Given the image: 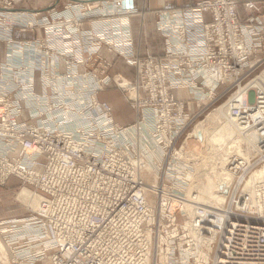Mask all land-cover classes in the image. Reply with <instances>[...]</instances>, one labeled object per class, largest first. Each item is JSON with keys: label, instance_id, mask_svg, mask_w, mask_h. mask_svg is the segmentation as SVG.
Returning a JSON list of instances; mask_svg holds the SVG:
<instances>
[{"label": "built area", "instance_id": "1", "mask_svg": "<svg viewBox=\"0 0 264 264\" xmlns=\"http://www.w3.org/2000/svg\"><path fill=\"white\" fill-rule=\"evenodd\" d=\"M18 1L0 0V185L17 178L15 199L26 188L36 204L0 218V264H264V92H249L264 71V0L156 7L164 48L146 56L125 20L136 0ZM118 55L134 78L111 74ZM107 87L127 91L135 122L114 120ZM224 96L244 154L227 158L211 203L188 190L179 147ZM184 100L203 105L188 117Z\"/></svg>", "mask_w": 264, "mask_h": 264}, {"label": "bare ground", "instance_id": "2", "mask_svg": "<svg viewBox=\"0 0 264 264\" xmlns=\"http://www.w3.org/2000/svg\"><path fill=\"white\" fill-rule=\"evenodd\" d=\"M129 12L127 11L124 16L128 18L127 14ZM125 20L129 23V19ZM45 25L47 24L45 23ZM131 36L130 39L132 38ZM261 76L262 78L255 80L254 83L264 92V71L261 73ZM134 93H136L135 89L131 88L129 90L130 96L134 97ZM92 96L97 98L95 91ZM257 109V112L260 113V109L258 107ZM225 111L226 108L224 106L210 111L193 127L191 135L184 140L180 149V156L189 161L195 170L188 190L198 192L202 200L211 203H216L220 200L217 191H215L220 181L231 178L230 174L223 170L227 158L233 153L244 154V148L242 147L243 136L235 125L230 122L229 118H227ZM252 116L253 118L257 117L256 114H252ZM255 137L256 133H253L251 140H254ZM148 167L150 166L148 165ZM33 196L26 188H22L19 191V198L22 203L27 202L26 205L32 204L31 206H34L36 204V198ZM5 251V245L0 239V260L4 261L7 259Z\"/></svg>", "mask_w": 264, "mask_h": 264}, {"label": "rangeland", "instance_id": "3", "mask_svg": "<svg viewBox=\"0 0 264 264\" xmlns=\"http://www.w3.org/2000/svg\"><path fill=\"white\" fill-rule=\"evenodd\" d=\"M32 1H35L38 4H30L29 1L26 0V2H27L26 8L28 10L42 9V8L48 6V4L53 2L54 0H51L47 3L44 2L43 0H32ZM165 3H166V1H164V0H136L135 4H136V8H137L136 9L137 13L135 15H130V17H129L130 28L129 29H130V32L132 34V39H133V43L135 45V48L137 46L139 47L140 56H146V54H147L146 53L147 44H145V42L147 41V37L149 40H152V41H154L155 39L158 38V34H157V31H156L155 25H154L155 24V22H154V20H155V13H154L155 8L160 7V6H164V5L175 6L178 2H173L174 3L173 5L170 4L171 2L170 3L168 2V4H165ZM63 5H64V3H62V4L60 3L59 7L62 9ZM238 5H239L238 9H240V15L242 16L243 15V8H242L241 4H238ZM208 18H209V16H208V14H206V19H208ZM11 22L13 23V21H11ZM84 25H85V28H89V23L87 20L84 21ZM1 28H2V25H0V29ZM138 34H139V36H138ZM0 41L3 42V40L1 38H0ZM108 57H111V55ZM120 60H121V62H119ZM2 61H3V59L0 60V63ZM114 65H115V62L113 64V67H114ZM113 67H112V70H110L111 74L113 72ZM115 70H116V72H118V74H120L124 78L132 79L135 77L134 68L131 67L130 65L126 64L125 61L123 60V58L120 57L119 55H118V67L115 68ZM258 73H259V71H257L253 75L258 74ZM261 78H262V76L260 74L255 80L261 79ZM224 87H225L224 85L223 86L219 85L217 89H218V91H220ZM235 88L236 87L231 88L228 91V94L231 91H233ZM249 90H250L251 94L255 93V91L257 90V86L255 85V83H253V86H250ZM181 93H182L181 94L182 97H184L186 95L185 91H181ZM98 96L100 99L107 100L110 103V105L113 107V117L116 120V122L125 123V124H121V125H127V124L135 122L137 120V113H136L135 109L130 104V102H134V101L129 100L127 98L128 97L127 91H122L121 89H119L117 87H114V88L107 87L103 91H100ZM224 98H225V96L221 99L216 100L213 104L208 106L202 112V114L200 116H198L194 120V122L190 125L189 131L192 129L195 122H197L200 119H203L204 115H207L208 113H210V111L214 110L220 104H222L223 101L225 100ZM247 100H249V101H247ZM253 100L254 99H249V98L245 99L243 101L244 106L250 105V103L253 104L254 103ZM184 102H185L184 109H185L188 117L190 115H193L203 105V103H201V105L197 106L195 100H184ZM256 113H258V112H256ZM256 113H254V114H256ZM180 148L181 147H179V149ZM179 149H178V147L175 148L174 156H175V152H178ZM187 162H189V161H187ZM162 166H163V164L159 165V168H161ZM188 166L190 167L189 169H190V172L192 174L191 178H190V182H191V179H192V176H193L195 170H194V166L191 163H189ZM167 167L170 170V173H169L170 176H171V174H174L177 171L182 172V169H181L182 166L179 167L176 165H174V166H172V165L167 166L166 165V168ZM0 186H2V187L6 186V188H9L7 186V184L6 185H0ZM17 186H18V184L14 185V186H10V189L13 192V198L17 204H19L20 206H22L25 209V207L23 206V203H19V201H17L15 199L14 188H17ZM28 204H30V203H28Z\"/></svg>", "mask_w": 264, "mask_h": 264}, {"label": "crops", "instance_id": "4", "mask_svg": "<svg viewBox=\"0 0 264 264\" xmlns=\"http://www.w3.org/2000/svg\"><path fill=\"white\" fill-rule=\"evenodd\" d=\"M28 1H29L30 4H38L37 2L32 1V0H28ZM43 1L47 3V2H49L51 0H43ZM164 1H166L165 4H168V2L169 3L171 2L170 3L171 5L174 4L173 2H178L175 6H180V5H185L188 2H191V1H194V0H164ZM17 6L26 8L27 7L26 0H19L17 2ZM155 29H156V27H155ZM156 31H157V34H158V38L157 39L152 41V40H149L148 37H147V41L145 42V44H147V46H146L147 50L146 51H149L152 54H161L163 52L164 43H163V39H162L161 34L158 32L157 29H156ZM16 35H18V34H16ZM24 35L27 37V36H29V33H25ZM138 36H139V34H138ZM5 50H6V48H5L4 42L0 41V60L4 59ZM116 62H115V64H116ZM119 62H121V60ZM118 123H120V122H118ZM120 124H125V123H120ZM17 182H18L17 178L10 177L8 182H7V186L9 188H6V186L5 187L0 186V218L4 217V216L20 213L24 209L22 206H20L19 204H17L15 202V200L13 198V192L10 189V186L16 185Z\"/></svg>", "mask_w": 264, "mask_h": 264}, {"label": "water", "instance_id": "5", "mask_svg": "<svg viewBox=\"0 0 264 264\" xmlns=\"http://www.w3.org/2000/svg\"><path fill=\"white\" fill-rule=\"evenodd\" d=\"M121 4L123 7H130V6H132V1L131 0H124V1H122Z\"/></svg>", "mask_w": 264, "mask_h": 264}, {"label": "trees", "instance_id": "6", "mask_svg": "<svg viewBox=\"0 0 264 264\" xmlns=\"http://www.w3.org/2000/svg\"><path fill=\"white\" fill-rule=\"evenodd\" d=\"M117 62H118V61H117ZM117 62H116V64H115L114 67H113V70H114V71H116L115 68L118 67V63H117Z\"/></svg>", "mask_w": 264, "mask_h": 264}]
</instances>
